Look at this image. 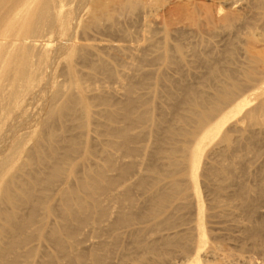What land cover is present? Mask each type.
<instances>
[{"label":"rangeland","instance_id":"obj_1","mask_svg":"<svg viewBox=\"0 0 264 264\" xmlns=\"http://www.w3.org/2000/svg\"><path fill=\"white\" fill-rule=\"evenodd\" d=\"M222 1L53 0L49 10L27 19L35 27L30 34L36 43L29 55L31 79L19 80L13 93L10 79L17 65L12 61L0 67V189L8 185L15 196V203H6L0 191V209L13 215L11 221L0 218V249L25 238L15 249L16 264H80V256L89 264L93 251L102 254L101 264H162L176 257L174 247L157 240V252L148 254V239L134 234L139 227L147 231L151 223L161 228L165 221H199L207 243L264 258V229L259 236L249 234L264 224V214H259L264 210V109H258L255 121L243 118L264 96L259 87L264 81V0ZM59 8L61 22L54 17ZM41 53L45 55L39 58ZM254 70L252 78L244 77ZM228 78L242 88L212 119L219 121V130L202 141L195 161L169 173L167 149L175 145L176 154L182 155L181 145L192 147L201 133L195 128L188 139L179 135L175 140L167 135V128L180 126L176 115L186 112L182 88L212 98ZM131 84L134 97L151 102L154 121L137 123L121 116V110L117 120L107 121L104 113L111 107L96 97L107 96L118 107ZM67 99L75 101L73 112L62 118L50 114ZM86 103L87 115L82 109ZM139 106L133 104L132 116L143 108ZM224 131L236 139L231 148L220 141ZM119 138L128 139L125 148L118 146ZM72 143L75 151L69 149ZM227 163L231 169L226 179L209 174ZM55 166L60 171L46 186ZM125 166L130 171L123 176ZM157 171L161 175L155 182ZM98 172L99 184L110 183L97 195L105 214L92 208L79 228L83 216L73 214L70 227L77 225V233L71 244L62 227V193L73 191L90 203V188L80 183ZM139 177L144 178L142 185L137 184ZM174 181L183 186V196L147 217L154 207L152 195L167 192ZM242 186L251 192L248 206L235 195ZM28 190L42 199L32 223L26 221ZM117 219L125 223L114 227ZM14 222L23 226L13 231ZM57 235L68 240V255L60 254Z\"/></svg>","mask_w":264,"mask_h":264},{"label":"bare ground","instance_id":"obj_2","mask_svg":"<svg viewBox=\"0 0 264 264\" xmlns=\"http://www.w3.org/2000/svg\"><path fill=\"white\" fill-rule=\"evenodd\" d=\"M52 1L53 0H42L41 3L36 4V0H0V67L2 66V63L12 62V61L16 63L17 67L15 69V74L13 72V75L11 74L12 78L10 79L11 80L10 84H13L14 86L12 90L13 93H15L16 91V86L19 80H23V82L29 81L33 74L31 64H29V62H31L29 60V55H31L32 53L31 48L33 47V45L36 44L33 36L30 35L31 32L35 31V27H33L28 22L27 19L33 16L34 14H36L37 11L49 10L52 7ZM237 1L238 0H223L222 2H225L226 4L227 3L233 4ZM59 12H60V8L56 10V12L54 13V17L56 20L61 22V18L59 17ZM43 55H45V53H41L40 57L39 56L38 57L41 58V56L43 57ZM254 72L256 73V70H254L253 73L247 71L244 77H246L247 79L252 78L251 75L254 74ZM145 78L146 76L144 75L141 83H144ZM259 87L261 93H263L264 81ZM1 88L2 87L0 86V90ZM241 88H242V83L233 80L231 78H228L227 82L217 89L215 95L212 98H208L204 96L202 93L194 91L192 88L186 86L182 88L183 93L181 98L186 104V112L183 114L176 115L177 119L180 122V126H178L177 128H167V135L175 140L174 136L177 137L179 135L183 138L188 139L190 136H192L195 128L201 129V133L199 137L195 138L192 147L187 145L182 147L181 145V149H183L182 155L178 156L176 154L177 147L175 148L174 147L175 145L167 149L166 152L169 159L168 165L171 167L169 173H172L171 171L175 170L179 164H184L186 162H191L196 160L198 156L197 150L201 146L202 141L205 138H208L210 135H212L213 132L219 130V121L215 120L212 122V119L221 111L225 103H227L228 101L232 100L233 97H235V95ZM133 89L134 86L132 84L125 87L124 94L126 98L122 102V104L119 105L118 107L114 104L115 102L112 103L107 96L101 95L96 97V100H98L100 104L101 103L103 105L106 104L107 106L111 107V108L108 107V109L105 110L104 113L107 121L113 123L114 120L117 118L118 110H121L120 111L122 114L121 116H123L125 119L131 118V120L136 121L137 123L153 120L152 119L153 116H151V106H152L150 105L151 102H149L148 99L140 98L141 95L139 97L136 96L134 97L133 91H135V89L134 90ZM135 103L140 104L143 108L141 110L139 109L140 111L137 114H135V116L134 115L132 116L133 114L132 108H134L133 104ZM141 106L139 107L141 108ZM74 109H76L75 101L71 99H67L63 101L61 104L57 105L56 107H53L50 110V114H56L58 117L62 118L69 112H73ZM82 109L84 114L87 115L90 109L89 103L84 104ZM103 109H105V107ZM258 109L259 110L264 109V96L260 98L259 102H257V105L255 107L249 108L244 112L243 118L249 122L255 121L257 112L259 111ZM226 113H223L222 116L226 115ZM237 122H240L239 119ZM112 131H114V133H118L117 129H112ZM253 136L255 135L253 134ZM253 136L251 138H253ZM234 140L231 139L227 131L221 133L220 141L224 143L223 144L224 148L227 149L229 146L232 145V143L235 144L236 141ZM240 140L237 141V144L239 145L240 143L238 142H240ZM246 141L248 142V140ZM246 141L244 144H247ZM127 142H128L127 138H119L117 140L118 146L122 148H125L127 146ZM76 148H77L76 144L72 143L69 149L70 151H75ZM39 149H40V144L38 142L35 146V150L39 151ZM216 150L217 148L215 149V151ZM230 167L231 165L228 163L221 164L219 167L213 168L214 169L213 172L210 170L209 174H215L217 177L226 179L228 176V171L229 169H231ZM59 171H60L59 167L55 166L52 173L47 178H45L46 186L52 184L53 180L55 179ZM121 171L123 176L128 174L130 171V166H125L124 168H122ZM100 175L101 173L98 172L94 178L88 177L86 180H83L80 183L81 188H86V187L90 188L89 191V197L91 198L90 203L85 202L82 198L79 197L77 198L73 191L62 193V203H63L62 208H63V221H64L62 227L66 237H68L71 240V244H73L72 242H75L76 240L75 237L77 233V225L76 226L74 225L73 228L70 227L71 225L70 220H72L71 216L73 214H78L80 216H83V219H78V228H79V224L84 220V215L87 214V212L92 208L95 211H97V213L100 216L105 214L103 209L101 208V204L99 203V199L97 195L100 192H106L110 187V183L108 182L104 185L99 184L96 181V178ZM160 175L161 172L157 171L155 176V182H157ZM143 183H144V178L139 177L137 184L142 185ZM218 187H221V185L219 184ZM169 189L170 190H168L167 192L160 190L152 195L151 201L154 207H152L149 210V212L147 213V217L153 216L155 213L163 210L174 197L183 196L184 194L183 186L177 181L172 182ZM0 191L3 194L1 201L6 203L7 202L15 203V196L10 192L8 185L1 187ZM250 193L251 192L248 187L242 186L235 194L236 197L241 200L242 206L249 205L250 199L248 198ZM125 197L128 201H130V197L128 194ZM25 198L26 199H24V201L29 204V211L27 213L26 221L28 223H32L33 220L35 219L37 208H39L40 205H42L41 204L42 199L40 197L33 198L32 190H28L26 192ZM259 214L263 215L264 210H260ZM2 217L10 221L13 219V215L11 214V212H4L2 211V209H0V218ZM124 223H125L124 221L117 219L116 221L113 222V226L118 227ZM162 224L163 226L161 228L155 229L154 226L156 225V223L154 226L153 223H151L147 231L139 227L134 234V236L142 235V237H146L148 239L145 240L146 242L144 247L145 248L144 251L147 252L148 254L157 252V245H156L157 240L163 241V244L165 243V245L171 246V248L174 247L173 250L177 252V255H175L176 257L175 258L168 257V259L165 258L166 260L162 264H264V258L258 259L250 255L233 254L232 252L225 250L224 247L221 248L218 244L216 245L213 243H207L206 238L204 236V230L199 221L193 224L191 223L189 224L187 222L177 223L174 221H165ZM22 226H23V222H14L11 224V229L13 231H17ZM263 229H264V224L256 225L253 228H251V230H249V234L253 235L254 237L259 236L258 234L261 233ZM54 232L57 233V231ZM155 233H157V235L153 236ZM64 238L62 239L57 235L54 241L58 250L60 251V254L63 253L68 255L69 244H68V240L66 241L64 240ZM24 241L25 238L24 239L20 238L19 240L15 241L13 244L7 245L3 249H0V264H16L17 258L19 256L17 253H15V249L21 246L22 243H24ZM262 243L264 246V239ZM12 245H16V247ZM10 254H12L11 257L9 256ZM89 258L91 262L89 264H101L102 254L93 251L90 253ZM78 259L80 261V264H88L87 262L84 261L85 257L80 256L78 257ZM49 264H54V263L50 262Z\"/></svg>","mask_w":264,"mask_h":264}]
</instances>
